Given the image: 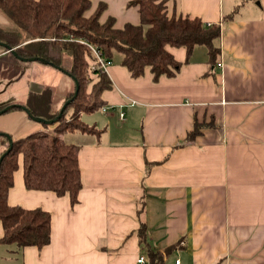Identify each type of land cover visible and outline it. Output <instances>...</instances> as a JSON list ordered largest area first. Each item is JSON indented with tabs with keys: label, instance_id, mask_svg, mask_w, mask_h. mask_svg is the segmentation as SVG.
Here are the masks:
<instances>
[{
	"label": "crops",
	"instance_id": "crops-1",
	"mask_svg": "<svg viewBox=\"0 0 264 264\" xmlns=\"http://www.w3.org/2000/svg\"><path fill=\"white\" fill-rule=\"evenodd\" d=\"M101 1L108 3L102 20L112 15L119 28L140 22L129 0ZM174 12L219 23L217 60L196 45L186 61L185 47L167 45L183 63L155 81L148 67L133 78L117 53L106 70L113 87L102 94L105 105L80 116L102 131L63 134L80 146L78 202L28 189L20 155L8 203L48 210L51 241L42 249L0 241V264H139L144 222L154 250L176 243L165 264H264V0H168ZM59 72L67 76L0 46V107L24 105L29 91L54 87ZM195 120L211 126L187 141ZM51 126L18 107L0 114V132L13 139Z\"/></svg>",
	"mask_w": 264,
	"mask_h": 264
},
{
	"label": "trees",
	"instance_id": "trees-1",
	"mask_svg": "<svg viewBox=\"0 0 264 264\" xmlns=\"http://www.w3.org/2000/svg\"><path fill=\"white\" fill-rule=\"evenodd\" d=\"M97 2L93 9L94 0H0V10L13 23L6 27L0 25V41L15 48L20 56L44 58L79 81V93L73 98L76 86L70 76L73 87L65 101L73 100L52 124L53 130L42 129L14 139L10 152L0 163L2 242L15 243L19 248L34 245L42 249L51 241L52 222L48 210L8 203L20 155L28 189L50 190L60 196L68 194L72 205L79 200L82 188L80 146L66 142L63 134L76 130L100 133L102 129L89 126L80 116L83 112L102 108L105 105L102 94L113 87L105 71L91 70L94 63L91 46H96L107 60L113 61L115 55L120 54L121 64L133 78L143 76L148 67L155 81L161 76H175L183 63L174 57L167 45L185 47L186 61L196 45H205L210 61L217 60L219 47L215 40L221 35L219 23L208 25L200 16L187 13L169 14L168 0H129L130 5H138L140 22H127L119 28L112 15L102 20L108 3ZM237 11L226 16L232 18ZM58 99L55 88L46 86L37 92L29 91L24 105L34 116L53 120L61 110ZM207 126H211L210 123L195 120L186 140H194ZM8 147V139L0 134V155ZM137 233L145 249L146 263L165 264V257L171 254L176 243L164 251H156L148 243L145 222Z\"/></svg>",
	"mask_w": 264,
	"mask_h": 264
},
{
	"label": "water",
	"instance_id": "water-1",
	"mask_svg": "<svg viewBox=\"0 0 264 264\" xmlns=\"http://www.w3.org/2000/svg\"><path fill=\"white\" fill-rule=\"evenodd\" d=\"M0 46H2L6 50L11 51L16 56V58L18 60H20V61L23 60V61L28 62V61L39 60L40 62L49 64V62H47V60H45L42 57H37V56L36 57H23V56H20L18 54L17 50L15 48H13V47H10V45L8 43L0 41ZM57 68L61 69V67H57ZM64 73L68 74L69 76H72V74L70 72H68V71H64ZM72 77H73V79L75 81V86H76V88H75L76 91H75V94L73 96V98H75L78 95V93H79V81H78V79L76 77H74V76H72ZM73 98H68L67 99V101L63 104V107L61 108L59 114L55 118H53V120H47V119H45V118H43L41 116L36 117V116H34L32 114V112L30 111V109L28 107H26L25 105L17 104V103H10L7 106H5L3 109H0V114L9 111L12 108L18 107V108L24 109L28 113L29 117L32 118L34 121H37V122L39 121V122H42L43 124L52 125L54 122H56L63 115V112H64L65 108L67 107V104L70 103L73 100ZM0 134H2L4 137H6L8 139V143H9V147L6 149V151L4 153H2L0 155V163H1L2 159L4 158V156L7 153L10 152V149L13 146L14 139H13V137L10 134L3 133V132H0Z\"/></svg>",
	"mask_w": 264,
	"mask_h": 264
},
{
	"label": "rangeland",
	"instance_id": "rangeland-1",
	"mask_svg": "<svg viewBox=\"0 0 264 264\" xmlns=\"http://www.w3.org/2000/svg\"><path fill=\"white\" fill-rule=\"evenodd\" d=\"M1 17H4V19L8 20V23L10 25H13L12 21L8 19V17L6 16V14H4L1 10H0V19H2ZM200 47H202L203 49L206 48L205 45H201ZM39 62V60L35 61ZM64 74H62L61 72L58 73V76H52L53 80L55 83H53L55 91H57L59 99H58V106H61V108L63 107V104L67 101H65V96L67 95V92L64 91L65 89V83H67L66 78L70 81V78L65 76H62ZM66 75V74H65ZM73 84V83H72ZM73 86V85H72ZM52 127V128H51ZM50 129L53 130L54 126H51ZM97 128V127H96Z\"/></svg>",
	"mask_w": 264,
	"mask_h": 264
},
{
	"label": "built area",
	"instance_id": "built-area-1",
	"mask_svg": "<svg viewBox=\"0 0 264 264\" xmlns=\"http://www.w3.org/2000/svg\"><path fill=\"white\" fill-rule=\"evenodd\" d=\"M92 49V55H93V61L94 63L91 65V70H95L100 69L106 72L107 68L109 67V65L112 63L111 60H107L103 57V55L99 52V50L96 48V46H91ZM218 65H222L221 62H218ZM104 110H106V108H103ZM121 118H124L123 113H121ZM137 262L139 264H147L146 263V257L144 256H140L137 259ZM177 263H180L179 260H176Z\"/></svg>",
	"mask_w": 264,
	"mask_h": 264
}]
</instances>
